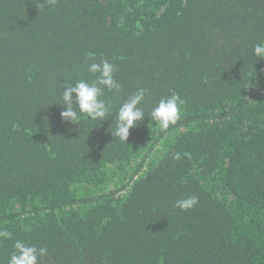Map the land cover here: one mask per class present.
<instances>
[{
    "label": "trees",
    "instance_id": "16d2710c",
    "mask_svg": "<svg viewBox=\"0 0 264 264\" xmlns=\"http://www.w3.org/2000/svg\"><path fill=\"white\" fill-rule=\"evenodd\" d=\"M261 41L264 0H0V264L16 240L40 264H264ZM101 58L122 85L111 115L64 121L62 88ZM140 88L122 143L115 114ZM173 92L162 131L147 115Z\"/></svg>",
    "mask_w": 264,
    "mask_h": 264
},
{
    "label": "clouds",
    "instance_id": "9594fccd",
    "mask_svg": "<svg viewBox=\"0 0 264 264\" xmlns=\"http://www.w3.org/2000/svg\"><path fill=\"white\" fill-rule=\"evenodd\" d=\"M55 2V0H50ZM253 55L258 59H264V41L255 44ZM87 71L95 75L91 82L78 80L75 84L65 85L60 94L59 104L63 106L60 113L61 118L69 123H79L81 114L87 115L93 121H104L112 112V106L102 97L104 90H115L119 92L122 85L115 79L116 67L106 58H101L99 62L90 63ZM75 94V95H74ZM145 100V89L140 88L125 100L115 114V128L111 131L122 143H126L130 135V129L138 126L145 119V112L141 103ZM182 101L178 93L173 92L171 96L160 99L148 113V117L159 125L162 131H166L170 126L175 125L181 119ZM180 160L181 154L178 152L173 157ZM198 197L178 199L175 207L181 210H188L198 204ZM0 238L11 239L12 233L8 230H0ZM8 264H40V259L47 254L44 247L37 248L35 245L27 244L22 240H16L13 245Z\"/></svg>",
    "mask_w": 264,
    "mask_h": 264
}]
</instances>
